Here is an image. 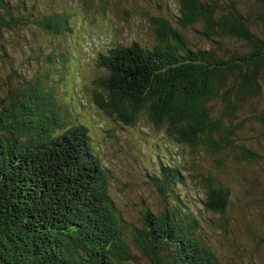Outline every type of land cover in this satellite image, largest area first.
Instances as JSON below:
<instances>
[{"label":"trees","instance_id":"1","mask_svg":"<svg viewBox=\"0 0 264 264\" xmlns=\"http://www.w3.org/2000/svg\"><path fill=\"white\" fill-rule=\"evenodd\" d=\"M33 8L26 0L20 6L0 0V27L34 24L55 37L73 32L68 17L37 18ZM253 18L238 9L222 12L217 1L180 0L179 27L202 25L214 47L194 48L179 28L161 21L152 49L133 44L101 56L106 76L95 82L96 104L129 127L145 116L176 147L220 151L238 128L225 115L215 117L212 104L221 101L235 118L240 106L264 97V33ZM225 40L244 49L227 48ZM259 120L264 123V114ZM90 141L85 124L63 120L42 82L0 96V264H128L134 255L127 235L150 264H220L200 237L203 217L182 191L187 177L179 164L159 161L152 180L164 209L159 216L146 211L136 228L110 195L108 171ZM205 182L202 208L225 216L229 188Z\"/></svg>","mask_w":264,"mask_h":264},{"label":"rangeland","instance_id":"2","mask_svg":"<svg viewBox=\"0 0 264 264\" xmlns=\"http://www.w3.org/2000/svg\"><path fill=\"white\" fill-rule=\"evenodd\" d=\"M11 1L18 6L23 2ZM204 1H217L225 13L234 9L255 13L253 27L264 33V2ZM26 2L34 6L32 11L37 18L54 14L68 17L73 32L55 37L34 24L14 30L0 27V96L9 98L17 87L42 82L46 91L54 94L66 123L81 122L90 129L91 147L108 171L110 195L129 226L141 228L148 210L161 215L163 196L152 177L159 161L172 159L187 177L182 191L203 217L200 237L220 264H264V123L259 120L264 114V97L240 106L235 118L226 116L221 101L212 104L215 117L225 115L226 124L238 128L236 136L220 151L204 146L176 147L168 142L165 131L155 128L145 116L135 127H129L107 116L95 101V82L106 76L99 65L101 56L133 44L152 49L158 44L161 21L179 28L194 48L214 47L201 34L202 25L190 30L179 27L180 0ZM225 42V47L232 50L244 49L242 42ZM244 149L253 154L250 159L243 157ZM211 178L231 192L225 216L202 208L205 181ZM127 242L134 255L128 264H150L129 235Z\"/></svg>","mask_w":264,"mask_h":264}]
</instances>
